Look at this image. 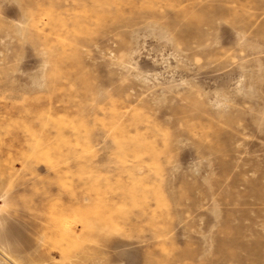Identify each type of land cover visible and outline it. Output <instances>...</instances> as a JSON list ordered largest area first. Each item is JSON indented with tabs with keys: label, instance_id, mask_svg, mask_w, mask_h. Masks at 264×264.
Wrapping results in <instances>:
<instances>
[{
	"label": "rangeland",
	"instance_id": "374dc122",
	"mask_svg": "<svg viewBox=\"0 0 264 264\" xmlns=\"http://www.w3.org/2000/svg\"><path fill=\"white\" fill-rule=\"evenodd\" d=\"M0 255L264 264V0H0Z\"/></svg>",
	"mask_w": 264,
	"mask_h": 264
},
{
	"label": "bare ground",
	"instance_id": "6f19581e",
	"mask_svg": "<svg viewBox=\"0 0 264 264\" xmlns=\"http://www.w3.org/2000/svg\"><path fill=\"white\" fill-rule=\"evenodd\" d=\"M3 255H4V254H3ZM0 256H1V255H0ZM6 257H7V256H6ZM12 263H13V264H18V263H17V262H15V261H13Z\"/></svg>",
	"mask_w": 264,
	"mask_h": 264
}]
</instances>
